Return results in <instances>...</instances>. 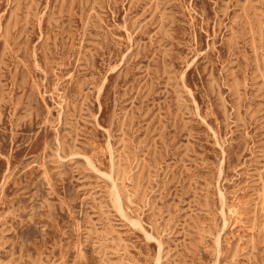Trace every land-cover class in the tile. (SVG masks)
Returning <instances> with one entry per match:
<instances>
[{
    "label": "rangeland",
    "instance_id": "obj_1",
    "mask_svg": "<svg viewBox=\"0 0 264 264\" xmlns=\"http://www.w3.org/2000/svg\"><path fill=\"white\" fill-rule=\"evenodd\" d=\"M0 264H264V0H0Z\"/></svg>",
    "mask_w": 264,
    "mask_h": 264
}]
</instances>
